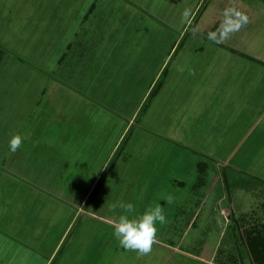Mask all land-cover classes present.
I'll return each mask as SVG.
<instances>
[{"label": "rangeland", "instance_id": "374dc122", "mask_svg": "<svg viewBox=\"0 0 264 264\" xmlns=\"http://www.w3.org/2000/svg\"><path fill=\"white\" fill-rule=\"evenodd\" d=\"M76 1L0 0V162L7 158L18 178L28 169L36 174L33 180L38 176L33 187L13 177L0 184L18 181L15 193L26 196L27 185L40 201L42 195L53 197L49 207L55 209L43 207L52 213L42 214L39 207L38 218L37 213L30 216L32 225L48 230L56 221V228H67L84 205L54 264H253L241 237L248 227L261 229L264 223V213L253 219L249 213L264 192V170L255 165L264 151L258 150L257 140L240 141L245 128L241 134L237 124L222 131L212 124L215 119L211 124L207 119L234 111L242 100L236 89L251 92L245 80L264 81V66L251 68L242 58V53L256 50L264 62V0H135L151 16L139 17L133 42L114 50L130 48L132 53H115L118 68L104 70L91 100L81 98L82 90L76 88L78 101L72 90L70 99L64 88L45 87L51 76L66 86V59L61 65L55 61L65 54L66 40L85 12L87 0H80L74 10ZM71 14L74 20L69 22ZM241 16L247 17L246 23ZM209 33L216 35L209 39ZM215 77L221 84L218 92L211 86ZM85 85L81 87L91 95L90 82ZM212 99L232 106L217 109L209 104ZM242 108L247 110L246 105ZM220 120L217 124L225 126ZM79 121L87 133L78 141L73 134L66 140V122ZM91 121L104 122L106 130L101 148L95 150L88 143ZM13 135L24 138L15 152L8 144ZM66 149L71 150L68 155L78 154L69 164ZM105 159L108 164L101 166ZM46 184L48 193L43 191ZM169 196L172 204L167 203ZM121 202L133 203L137 213L154 204L163 206L167 223L157 225L148 253L122 248L113 235ZM28 226L22 221L18 228L26 231ZM27 233L21 242L29 240ZM54 239L44 242L53 245ZM34 244L31 249L41 258L47 245L40 251ZM22 259L16 264H23Z\"/></svg>", "mask_w": 264, "mask_h": 264}, {"label": "crops", "instance_id": "0c3cea01", "mask_svg": "<svg viewBox=\"0 0 264 264\" xmlns=\"http://www.w3.org/2000/svg\"><path fill=\"white\" fill-rule=\"evenodd\" d=\"M20 1H24V0H20ZM79 1L80 0H77L76 1L77 3L74 4L75 5L74 10L76 8V5L79 3ZM70 16L68 21L72 22L74 20V14H71ZM144 16H151V14L146 8L139 5L135 0H87V5L84 14L79 15L77 25L73 29L69 39L66 40V52H65L66 55L62 52L63 54H60V56H58L57 60L55 61L57 65H61L66 59V86L60 83L61 80L58 81L53 76H51V82L47 83L45 87L47 88L53 87V89H57V90L64 88L65 90L63 91H66V96L68 95L67 97L70 99H71V92L73 91L72 94H74L76 101H78V97L76 96L77 91L79 92L82 90V92L78 93L81 96V98L83 97L86 100L85 97H87L88 100H91L89 99V97H93L94 95H96L95 91L98 86V83L100 80H102L105 77L104 70H112L118 68L116 64V61L118 59L116 58L115 53L121 52L122 54L125 55L132 53V51L130 50L133 49L130 48L127 50L125 48L119 49L117 52L114 50H117L120 46L123 45L126 46L127 44L133 42L134 32H137V27L135 26V22H141L140 21L141 19H139V17H144ZM68 26L69 25H66V27ZM113 41L114 43H112ZM213 48L214 47H212V49ZM217 48L221 50V47H217ZM222 48L226 49L228 54L230 53L229 49L225 47ZM197 49L203 50L202 47H198ZM252 51L253 50H248L245 54L241 52L243 55L242 58L246 59V61L248 62V66L251 68L253 66H258V65L263 67L264 62L258 60L256 50H254L255 52ZM1 54L2 52L0 51V55ZM128 58L129 57H127V59ZM125 63L127 64L128 61ZM163 65H165V61ZM161 68H163V66ZM48 75H50V73H48ZM51 75H53V73ZM240 79L245 80L247 78L243 77ZM69 80L72 81L70 83H67ZM247 80L249 81L245 80V82H247L246 87L251 92L248 95V93H242L241 90L236 89L235 92L241 96L242 100H240V102L237 105H234L233 108L234 111L231 112L229 107H227V106H232V104L222 102V104L219 105L218 100L217 102H215L212 99V101L209 104L214 103L212 105H215L217 109H219L220 107L223 108L227 105L225 110H230V111H224L222 115L221 114H219V116L214 115L211 118L208 115L209 119H207L208 120L207 122L211 124L212 122H210V120L215 119L216 123H212V124L216 125L217 128L221 127L222 131L223 130L228 131V129L225 128L228 125L230 126L233 125L231 127H235L237 124V127L240 128V131L238 132L239 134H241L242 132L241 130L245 128L243 132L244 136L240 141H242V143L243 142L247 143V142H254L255 140H257L258 142H260V145H258V150L264 151V84H260L264 81L262 82L257 81L256 83L252 84L250 79ZM86 82H90L89 90L92 92L91 95L88 94L87 90L83 88V87L87 88L85 85ZM220 85H218V83L216 82V77L211 81L212 89L214 90L216 89L217 92L220 89ZM252 86H254V88L257 89L252 88ZM44 89H42L43 94L45 92ZM212 89L210 90L207 97H209L212 94ZM219 95L220 94L217 93L218 97ZM220 97H224V95ZM229 98H231V96L227 97L226 99ZM102 100L103 98H100V100L96 103L97 104L96 107L98 109L99 107H101ZM245 105L247 109L246 111L244 110V108H242ZM111 111H113L116 114V119L114 121L117 125L119 121V118H117V116L119 115V111H117L116 106H114L111 109ZM201 113H203V111ZM242 113H244L245 117L248 118V120L246 119L244 121L242 120V118H244ZM134 117H135V112L132 116H128L127 118L129 120L128 124L133 122ZM219 119H222V121L221 120L220 121L225 126L222 125L220 126L219 124H217ZM99 123L100 124H98L97 122L95 123L93 121L89 122L91 129L89 133L90 138H88V143L90 144L89 148L92 150L97 149V147L98 149L101 148L100 145L103 140L102 134L106 131V130L103 131L104 122L100 121ZM109 125L110 124H106V126ZM214 130L217 131L218 129H213V131ZM85 131H86L85 128H80V121L78 123L66 122V140L72 139L70 135L73 134L75 135L74 138L76 139V141H78L81 134L87 133ZM111 132H112V128H111ZM98 134H100V136H97ZM120 141H121V136L115 141V144L111 149L113 156L114 154L117 153ZM72 146H74V144H72ZM74 147H76L75 150L77 151L80 150L76 146V144ZM68 151L71 150L66 149V164H69L70 160L72 161L78 155L77 153L74 152H71V154L68 155ZM260 157L263 158L257 161L255 165L264 170V154L261 155ZM107 164H108V159H105L102 162L101 166H105ZM198 165L200 164H197V166ZM4 167L6 170L3 169ZM10 167H11V162L8 161L7 158L0 162V182H6L9 177H13L14 179L17 178L19 184L21 182L31 183L30 187H33L37 183L35 179L38 176L34 180L32 179V177L36 175L33 174L32 169L23 171V173L20 174L21 178H18L14 174L16 168L11 169ZM201 167H206V165L202 163ZM8 168H9V172L7 170ZM2 169L3 171L6 172V175H4L5 173L3 174L1 172ZM29 171L30 174L24 175V173ZM101 172L102 169L98 172V176L101 175ZM252 175L250 176L253 177ZM18 181L16 183H18ZM16 183H14L13 185L0 184V264H16L19 262V259H21L22 256H23L22 262H24L23 264H54L56 262L54 260L58 254V251L60 250L61 245L63 244V241L66 239L67 231L69 227L72 226L71 223L75 219V215H77L79 211L83 212L84 205L81 204L78 207L74 217L71 219V222L67 226V228H66V224L60 225L63 227L62 230L56 228V224H57L56 221V223L54 222L52 223V227L50 229L51 232H48L50 230H48L47 227L42 228L41 226L38 225L36 226L32 225L30 221V216H32V214L33 215L36 214L37 212L35 209L39 207L42 210V214L52 213L46 209L43 210V207L45 205L44 208H47L49 210H52L51 208L55 209L54 207H49V204L53 205L52 203L53 197L49 198L48 196L46 197L42 195L40 201V198H38L39 196L36 193V190H33V188H29L27 185L25 186L27 188L26 192H28L26 196H24L21 191L15 193ZM43 188H44L43 191H46L48 193L49 186L46 184L43 186ZM259 192L262 191L260 190ZM256 201H259L257 203L258 205L256 203L251 204L249 210L250 211L249 213L252 215L251 216L252 219L260 218L257 213H264V192H262V194H258V196L256 197ZM234 210L236 209L233 207V211ZM59 213H63V210L60 209ZM241 213L245 216V213L240 211V214ZM7 216L9 217V219L7 218ZM35 217L38 218V213L35 215ZM14 218L16 219L14 220ZM17 219H18V227L20 226L22 221L29 225L26 231H21L15 225V221ZM263 224L264 223L259 224V227L261 229L248 227L247 230L244 232V235L241 237V239L245 240L246 233L251 230L260 231L261 232L260 234H262L261 236H264ZM27 231L31 232V235L29 240L26 243H23L20 240L23 236H26L28 234ZM54 237L55 239L52 242L53 245L44 242ZM56 237H58V240L56 239ZM9 240H11L10 243H8ZM32 241H34L35 243L34 247L37 246V250L40 249V251L41 249L44 250V246L47 245L48 250H44L45 253L40 254L41 258L36 256L37 253H35V251L31 249ZM23 246H25L26 248L25 255H22ZM80 260L78 261V263H80Z\"/></svg>", "mask_w": 264, "mask_h": 264}, {"label": "clouds", "instance_id": "9594fccd", "mask_svg": "<svg viewBox=\"0 0 264 264\" xmlns=\"http://www.w3.org/2000/svg\"><path fill=\"white\" fill-rule=\"evenodd\" d=\"M237 15H240L237 13ZM247 17L241 16V23H246ZM215 33H209V39ZM21 135H13L9 140V149L15 152L23 143ZM168 204L173 203L169 196ZM120 215L114 224L113 235L119 238V245L130 251L146 254L151 250V245L157 237V225H165L167 217L163 206L154 204L147 207L142 213H137L135 205L131 202L119 204Z\"/></svg>", "mask_w": 264, "mask_h": 264}, {"label": "trees", "instance_id": "16d2710c", "mask_svg": "<svg viewBox=\"0 0 264 264\" xmlns=\"http://www.w3.org/2000/svg\"><path fill=\"white\" fill-rule=\"evenodd\" d=\"M260 233V231L251 230L246 233L245 240L242 239L253 264H264V236Z\"/></svg>", "mask_w": 264, "mask_h": 264}]
</instances>
